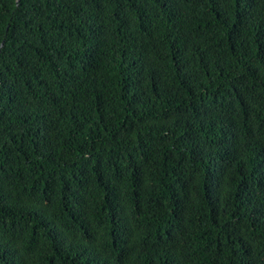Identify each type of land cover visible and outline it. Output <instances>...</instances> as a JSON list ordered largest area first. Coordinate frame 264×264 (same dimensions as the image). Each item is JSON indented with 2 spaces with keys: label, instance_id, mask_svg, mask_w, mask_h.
Returning a JSON list of instances; mask_svg holds the SVG:
<instances>
[{
  "label": "trees",
  "instance_id": "1",
  "mask_svg": "<svg viewBox=\"0 0 264 264\" xmlns=\"http://www.w3.org/2000/svg\"><path fill=\"white\" fill-rule=\"evenodd\" d=\"M0 264H264V0H0Z\"/></svg>",
  "mask_w": 264,
  "mask_h": 264
},
{
  "label": "water",
  "instance_id": "2",
  "mask_svg": "<svg viewBox=\"0 0 264 264\" xmlns=\"http://www.w3.org/2000/svg\"><path fill=\"white\" fill-rule=\"evenodd\" d=\"M1 45H2V43H1Z\"/></svg>",
  "mask_w": 264,
  "mask_h": 264
}]
</instances>
